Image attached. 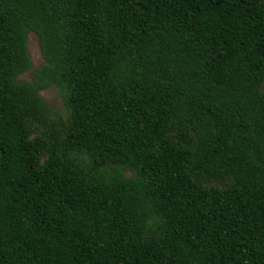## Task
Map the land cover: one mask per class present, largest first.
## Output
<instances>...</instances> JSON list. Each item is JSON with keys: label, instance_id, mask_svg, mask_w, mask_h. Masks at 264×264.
Returning <instances> with one entry per match:
<instances>
[{"label": "trees", "instance_id": "trees-1", "mask_svg": "<svg viewBox=\"0 0 264 264\" xmlns=\"http://www.w3.org/2000/svg\"><path fill=\"white\" fill-rule=\"evenodd\" d=\"M0 264H264V0H0Z\"/></svg>", "mask_w": 264, "mask_h": 264}, {"label": "rangeland", "instance_id": "rangeland-1", "mask_svg": "<svg viewBox=\"0 0 264 264\" xmlns=\"http://www.w3.org/2000/svg\"><path fill=\"white\" fill-rule=\"evenodd\" d=\"M27 48H28V53L32 60L33 67L39 66L43 62V58L41 56V52H40V48H39L36 36L32 32H30L28 35ZM20 77L29 80L30 70L21 74ZM40 94L46 101L53 104L57 108L62 107V100H61L60 94L55 87H49V88L42 89L40 91Z\"/></svg>", "mask_w": 264, "mask_h": 264}]
</instances>
